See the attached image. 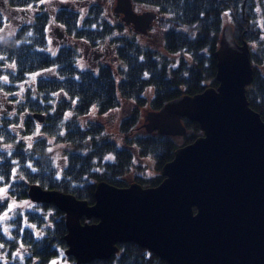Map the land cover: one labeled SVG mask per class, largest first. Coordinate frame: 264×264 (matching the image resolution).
Returning <instances> with one entry per match:
<instances>
[{"label":"trees","instance_id":"16d2710c","mask_svg":"<svg viewBox=\"0 0 264 264\" xmlns=\"http://www.w3.org/2000/svg\"><path fill=\"white\" fill-rule=\"evenodd\" d=\"M6 2L25 10L28 21L14 24L10 36L0 40V68L10 81H0V89L16 87L34 74L35 96H27L22 108L45 114L47 122L38 126L32 116L25 119L18 135L38 137L34 145L16 141L14 131H0V138H6L1 142L12 143L0 146V187H8L7 196L0 199V215L13 201L17 205L8 213L10 218L0 222V264H75L72 256L64 254V213L51 203H32L27 194L30 184L69 193L92 205L97 182L121 188L131 183L154 187L163 180L159 173L146 176L141 161L151 155L160 171L178 147L202 134L198 123L183 118L186 134L181 139L133 131L141 128L146 111L218 85L215 52L225 19L232 24L235 40L249 45L253 78L246 97L264 121V0H132L138 10L159 14L154 27L161 36V51L143 44L118 16L111 21L98 0ZM51 21L69 37L53 52L48 49ZM5 22L0 14V29L6 28ZM105 45L114 61L95 68L79 66L83 47ZM124 102L132 108L118 122L119 146L101 123L80 121L92 112L103 116ZM67 113L70 117L65 119ZM59 136L65 146L60 150L65 154L63 166L57 165L49 150ZM49 138L54 141L50 143ZM111 153L114 159L106 160ZM117 247L119 252L111 257L87 264H168L134 242Z\"/></svg>","mask_w":264,"mask_h":264},{"label":"water","instance_id":"95a60500","mask_svg":"<svg viewBox=\"0 0 264 264\" xmlns=\"http://www.w3.org/2000/svg\"><path fill=\"white\" fill-rule=\"evenodd\" d=\"M112 11L139 35H147L158 19L152 10L137 13L132 0H114ZM215 57L216 87L181 95L143 115L147 134L182 137L183 118L198 123L202 133L174 151L157 186L119 188L100 181L92 205L28 186L32 203H51L64 213V254L75 264L105 260L124 242L168 264H264V121L246 97L253 78L249 45L235 40L229 23ZM34 117L43 120L41 114Z\"/></svg>","mask_w":264,"mask_h":264},{"label":"rangeland","instance_id":"374dc122","mask_svg":"<svg viewBox=\"0 0 264 264\" xmlns=\"http://www.w3.org/2000/svg\"><path fill=\"white\" fill-rule=\"evenodd\" d=\"M98 1L103 6L105 15L108 16L111 21H114L116 18V15H114V13L112 11V5H113L114 0H98ZM134 8L136 11L139 12L138 8H136L135 6H134ZM0 10H1V8H0ZM145 10L149 11L151 9H145ZM8 18L10 19V16H8ZM224 23L225 24L229 23L230 25H232L228 19H225ZM14 24H15V22L7 23V25H6L7 34L5 37L10 36L11 31H13V29H14V26H15ZM56 30H57L58 37H59V35H62L61 37L63 39L69 40V37L65 34L64 29L63 28L61 29L56 23H54V21H51L50 32H52V34H51V36H49L48 49L52 52L60 44H62V43H59L60 39L56 36V32H55ZM0 37H3L2 32H0ZM66 37H67V39H66ZM139 38L143 44L156 47V49H158L159 51L162 50L161 36L159 35V32L157 31L156 27L153 26L151 32L147 36H140ZM85 49H86V47H83V52H82L83 57L79 60V66L81 68H87V67L88 68H92V67L95 68L100 63H104L107 61H114L113 55L111 54V50H109L110 48L106 45L101 46L100 48H93L94 50H90V51H92L90 53H89V51H87V53H85ZM96 56H97V58H95ZM94 58L96 60H93ZM0 60H1V58H0ZM117 65H119V63H117ZM34 76H35L34 74H31L29 76V78L27 79L28 82L26 84L17 85V87L15 88L16 90H18L17 92L27 93L23 97L27 98V96L32 95V89H33L32 80H33ZM185 95H187V94H185ZM131 108H132V105L130 103L124 102L121 107H119L118 109L112 110L103 116H99L95 112H92L91 114L84 117L83 119H80V121L82 122V124H84L83 121L88 122V123L93 122V121H97V122L101 123L103 125V127L106 129V132L109 134L110 139L115 140L117 145L119 146L121 137H120V132L118 130V122L125 115H127L128 113L131 112L130 111ZM69 114L70 113H67L65 115V119H68L70 117ZM45 122H47V120H46V117L44 116L43 121L40 123L43 124ZM142 122H143V118L141 119L139 125H141ZM133 133L134 134H143V133H145V130L143 127H141L138 130L135 129V131H133ZM60 137L61 136L58 137L55 147L52 148L50 146L49 150L53 151V153H54L53 159L57 163V165L63 166L65 164V154L61 153L60 150L65 146H64V143L60 141ZM175 138L181 139V137H175ZM53 141H54V139L49 138L50 143H52ZM25 143H29V144L31 143L34 145L35 139L32 137V139H29ZM109 156L114 158V154L111 153V154H108L106 156V160H113V159H107V157H109ZM141 164L146 165V169L144 171V174L146 176L150 177L154 174L159 173V171L157 172V170L155 169L154 159L151 155H149L147 158H145L143 161H141Z\"/></svg>","mask_w":264,"mask_h":264},{"label":"flooded vegetation","instance_id":"af4514ba","mask_svg":"<svg viewBox=\"0 0 264 264\" xmlns=\"http://www.w3.org/2000/svg\"><path fill=\"white\" fill-rule=\"evenodd\" d=\"M87 3V2H86ZM55 5H60V3H57ZM0 14L3 18V21L6 23H12L15 22L16 27L21 23L27 22L28 21V17L27 14L25 12V10H18V9H14L11 8L10 6L7 5L6 0H0ZM112 9H113V5H112ZM80 10L84 11V8H81ZM105 14V13H104ZM8 16H10V19L8 18ZM61 29V25L57 24ZM0 32H2V36L3 38L6 36L7 34V30L6 28H2L0 29ZM56 32V36L57 35V30ZM54 32V33H55ZM52 32H50V25L48 26V38L49 36H51ZM62 35H59V43H66L68 41L67 37L65 39H63L61 37ZM6 38V37H5ZM49 43V41H48ZM90 50H94V49H89L86 48L85 49V53H87V51L92 52ZM97 58V56L95 57ZM93 60H96V59ZM2 72L4 70V68L1 66ZM4 77H7L5 75V73H1L0 74V81L4 84H10V81L5 80ZM28 81L23 82L22 85L26 84ZM20 85V84H18ZM17 87V86H16ZM2 88L0 89V131L5 132L7 134L14 131V133H16L15 137H16V141L20 142V141H28L29 139H32V137L35 139V141H37L39 138L36 136H23V135H18L19 132H22L23 129L25 128V119H28L29 117L35 120H37V125L41 126L40 121L34 117V114L36 113H32L30 111L24 110L23 107V103L26 100V97H23L24 95H26L27 93L23 92H17L18 90H16L15 88ZM35 89H32V93L35 96ZM23 97V98H22ZM43 117L45 116V114H42ZM43 121V120H42ZM2 140H6V138H0V143H1V147H8L11 146L12 143H5V142H1Z\"/></svg>","mask_w":264,"mask_h":264},{"label":"snow or ice","instance_id":"6c2138e0","mask_svg":"<svg viewBox=\"0 0 264 264\" xmlns=\"http://www.w3.org/2000/svg\"><path fill=\"white\" fill-rule=\"evenodd\" d=\"M4 79L7 80V77H4ZM69 115H70V114H69ZM107 159H114V158L111 157V156H109V157H107ZM14 171H15V170H14ZM2 179H3V177L0 176V180H2ZM7 194H8V187H7V186H5V187H0V199H3L4 197H6ZM24 203L31 207V205L28 204L27 201H25ZM16 207H17V205H16L15 201H13V202L8 206V211L5 212L3 215H0V222H3V221L8 220V219L10 218L8 213H9V212H12V210H13L14 208H16ZM30 227L35 228V225H30ZM3 231H4L5 233H8V227H4ZM38 235H39V233H38ZM53 264H56V262L53 261Z\"/></svg>","mask_w":264,"mask_h":264},{"label":"clouds","instance_id":"9594fccd","mask_svg":"<svg viewBox=\"0 0 264 264\" xmlns=\"http://www.w3.org/2000/svg\"><path fill=\"white\" fill-rule=\"evenodd\" d=\"M3 39V37H0V40H2Z\"/></svg>","mask_w":264,"mask_h":264},{"label":"bare ground","instance_id":"6f19581e","mask_svg":"<svg viewBox=\"0 0 264 264\" xmlns=\"http://www.w3.org/2000/svg\"><path fill=\"white\" fill-rule=\"evenodd\" d=\"M148 111H155V110H148Z\"/></svg>","mask_w":264,"mask_h":264}]
</instances>
